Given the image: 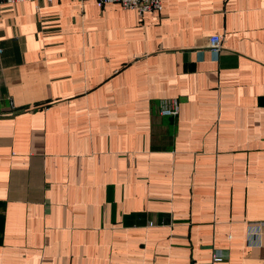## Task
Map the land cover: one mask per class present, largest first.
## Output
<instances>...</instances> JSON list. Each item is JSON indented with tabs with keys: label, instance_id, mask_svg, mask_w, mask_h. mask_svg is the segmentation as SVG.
<instances>
[{
	"label": "crops",
	"instance_id": "0c3cea01",
	"mask_svg": "<svg viewBox=\"0 0 264 264\" xmlns=\"http://www.w3.org/2000/svg\"><path fill=\"white\" fill-rule=\"evenodd\" d=\"M0 48V264H264V0L4 5Z\"/></svg>",
	"mask_w": 264,
	"mask_h": 264
},
{
	"label": "built area",
	"instance_id": "2783aa9c",
	"mask_svg": "<svg viewBox=\"0 0 264 264\" xmlns=\"http://www.w3.org/2000/svg\"><path fill=\"white\" fill-rule=\"evenodd\" d=\"M35 0H0V7L4 5H16L21 2H33ZM53 0H47L51 3ZM100 8L108 4H119L124 9L135 10L141 16L145 13H160L163 10V0H95ZM223 35L216 34L209 39V48L213 53H219L222 49ZM3 50L0 48V55ZM1 98V82H0ZM179 113V102L176 99H166L161 101L160 114L162 116H176ZM223 261L219 252L213 255V263L217 264Z\"/></svg>",
	"mask_w": 264,
	"mask_h": 264
}]
</instances>
